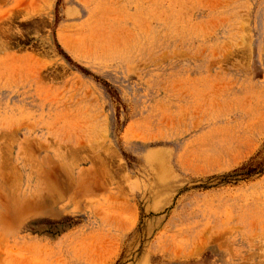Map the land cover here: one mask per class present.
<instances>
[{
  "label": "rangeland",
  "instance_id": "374dc122",
  "mask_svg": "<svg viewBox=\"0 0 264 264\" xmlns=\"http://www.w3.org/2000/svg\"><path fill=\"white\" fill-rule=\"evenodd\" d=\"M0 264H264V0H0Z\"/></svg>",
  "mask_w": 264,
  "mask_h": 264
},
{
  "label": "trees",
  "instance_id": "16d2710c",
  "mask_svg": "<svg viewBox=\"0 0 264 264\" xmlns=\"http://www.w3.org/2000/svg\"><path fill=\"white\" fill-rule=\"evenodd\" d=\"M254 170H255V169H250L249 172H252V171H254Z\"/></svg>",
  "mask_w": 264,
  "mask_h": 264
}]
</instances>
